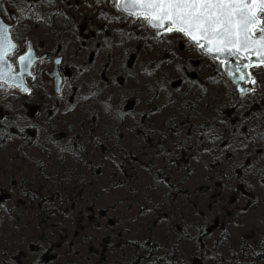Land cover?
Wrapping results in <instances>:
<instances>
[{
  "label": "rangeland",
  "instance_id": "374dc122",
  "mask_svg": "<svg viewBox=\"0 0 264 264\" xmlns=\"http://www.w3.org/2000/svg\"><path fill=\"white\" fill-rule=\"evenodd\" d=\"M21 3L0 0L8 22L25 17L14 28L21 47L12 60L28 40L48 57L33 67L31 94L0 87L1 114L25 130V137L13 126L0 135V264H28L30 246L52 241L60 244L58 264H97L109 234L112 254L103 264H140L131 242L147 228L163 264H198L200 235L210 250L205 264L250 263L264 244V124L252 119L258 106L250 103L263 90L264 70H252L256 94L239 98L230 83L206 81L213 67L200 66L191 47L179 50L176 35L161 43L111 0ZM57 56L70 74L60 95L46 74ZM198 66L196 85L179 94L184 69ZM234 107L238 115L251 111L242 125L248 134L238 128L239 137H255L251 144L235 138V149L219 155L195 124L212 118L222 139L233 137L226 111Z\"/></svg>",
  "mask_w": 264,
  "mask_h": 264
},
{
  "label": "snow or ice",
  "instance_id": "6c2138e0",
  "mask_svg": "<svg viewBox=\"0 0 264 264\" xmlns=\"http://www.w3.org/2000/svg\"><path fill=\"white\" fill-rule=\"evenodd\" d=\"M36 2L52 5L54 0ZM96 2L104 4L108 0ZM111 2L119 12L132 18L134 23L140 22L154 29L157 36L174 37L179 34L186 37L204 55H211L225 67L229 64L228 58H232L231 63L234 67L229 73L230 77L235 76L240 82L258 85L254 74L246 69L264 70V0H111ZM21 8H24V0ZM36 18L39 19V16ZM28 47L29 50L19 56V63L24 70L31 67L37 59L32 46L29 44ZM17 50L10 27L0 20V87L11 81L9 87L31 94V89L24 82L23 71H15L8 62V57ZM55 63L59 64L60 61L56 60ZM27 74L35 80L31 72ZM237 89L241 97L255 95L257 92L256 87L246 88L239 83ZM23 130L24 128L20 127V131ZM214 136L215 139H220L215 133ZM237 167L243 166L238 163ZM261 179H264V169L261 170Z\"/></svg>",
  "mask_w": 264,
  "mask_h": 264
},
{
  "label": "trees",
  "instance_id": "16d2710c",
  "mask_svg": "<svg viewBox=\"0 0 264 264\" xmlns=\"http://www.w3.org/2000/svg\"><path fill=\"white\" fill-rule=\"evenodd\" d=\"M0 16H2V15H0ZM2 17L5 18L4 16H2ZM124 17H126V16H124ZM126 18H129V17H126ZM24 19H25V17L23 15L18 14L17 19L14 23V28L18 23L22 22ZM14 28L12 29V35H13L14 40L17 42V48L19 50V47H21V44H20L18 36L16 35V33L14 31ZM83 29H84V27H83ZM167 37L168 36H158L154 39H157L161 43H164V41H166L165 39ZM176 37H177V39H176V45L175 46L179 50L184 49V51H185L186 48L191 47L199 55V59H200L199 65L200 66L205 65V66L213 67V70H214L213 72H207L204 74V79H206V81L212 83L213 87H217L219 85L216 82V80H214V79H220L225 84L230 83L229 80L226 78L225 73L223 72V70L221 68L220 62H217V61L205 56L199 48H197V47L193 46L191 43H189L185 37H182L179 34H177L175 36V38ZM18 50H17V52H18ZM200 66H198L196 69H192L193 72H191L189 69H184V71L182 72L181 78L178 80V84H180V85H178L179 87L177 89L179 90V89L183 88L184 85H186L187 87L184 90L178 91L179 94H184L185 92L190 91L191 87L196 85L195 82H193V80H195L194 79L195 77H196V79H198V73L196 71L198 69H200ZM72 73H73V71H72ZM67 76H70V74ZM188 78H190L192 80H190ZM228 86H229V92L231 91L230 95H234L237 97V94L235 93L234 88L231 86V84H228ZM259 86L261 87V90L263 89L261 91V94L258 97L252 99L250 102V103H252V105L258 106L257 107L258 110H257V112H254L255 115L253 116L252 119H256L257 122L264 124V84L263 85L259 84ZM205 88H207V90H208L209 86L207 84H205ZM207 90H205V91H207ZM168 93H173L171 87L169 88ZM239 102H240V99L238 98V103ZM148 106L153 108L150 111H152L154 113L155 112L160 113L159 106H154L151 104H148ZM239 110H240L239 108L237 109V107H234V109L230 111V113H231L230 115H229V111H226L227 116H228L227 117L228 122L233 127V137H229L227 139H222L223 136H220L218 133H216L215 126L212 125V123H213L212 118H208L205 116L204 120L201 122V124H195L198 127V134H199L200 141H202L203 143L209 144V145L216 146V151L218 152V154L219 153L226 154L227 150H225V149H229L232 151L235 149L233 139H235V138L240 139L241 142L246 141L248 143H250L248 141V139L254 140V137H255L254 135H252V136L247 135L248 137L247 136L242 137V135H243L242 133L248 134V132H246V128L242 125H243L245 120L251 119V118H249L251 111H244L242 114L243 117L241 119L242 115L237 114V112ZM150 111L145 112V116L148 115L150 113ZM219 114H221V111ZM7 115L5 114L4 115L5 117L3 116V118L0 119V135L6 136L8 133H10L11 127L13 126L12 132L14 134H16L17 136H24L25 137V130H23L21 132L20 128L16 127L17 124H15V126L11 125L12 120L8 119ZM185 115L186 114H184V116ZM190 117H187V118H189V123L191 120ZM5 121H7L6 125H4ZM217 121L219 123V120H217ZM172 122H173L172 125H177L179 123V121H177L176 118L173 119ZM195 125H192V126H195ZM238 128L242 132L240 134V137H239V133H238ZM214 133L216 135H219L220 139H218V140L215 139ZM261 136L262 135H260L258 137L259 140L261 139ZM23 139H25V138H23ZM263 146H264V144H263ZM175 148L179 149V153L181 152L180 156L182 158L185 157V155H184L185 146L183 143L180 144L179 142H175ZM219 155H221V154H219ZM238 185H239V187L246 188V186L244 185L243 182L239 181ZM243 194L249 195L246 191H244ZM116 219H118V218H116ZM116 219L114 221H112V225H114L113 223L116 221ZM124 239L127 243H129L126 240L127 239L126 234H125V237H123L122 233H119L118 234L119 242L122 243V240H124ZM110 240H111V236L109 234L104 239V242L101 244L102 245V251L99 254V259L97 261V264H103L104 262L107 261L109 254H112V250L110 249L112 246H107L108 244H111ZM134 241L135 242H131V243L133 244L132 246H133L135 252L139 255V258H141L140 264H143L145 261L147 262L148 260H151V264H163L164 259L161 256H159V254H158V246H157L156 242L153 241V232H152L151 228L150 229L147 228L145 235H143L140 238H137ZM38 245H40V244H38ZM38 245L30 246L29 253L32 255L33 258H32V261L27 262L28 264H58L59 257L57 255V251L59 250L60 244L52 241L46 247H42V246H38ZM197 246H198V256L196 257V259L194 261L198 264H205L207 259L209 258L208 253L210 252V250L206 249V245L204 244V238L202 235H200L197 238ZM145 251L149 252L148 256L142 254ZM107 252L109 254H106ZM73 254L78 255V253L76 251H74ZM262 260H264V244H262L259 253L254 254L253 260L250 261V263L248 262L247 264H260ZM131 264H137V263L133 262ZM239 264H243V263H239Z\"/></svg>",
  "mask_w": 264,
  "mask_h": 264
},
{
  "label": "water",
  "instance_id": "95a60500",
  "mask_svg": "<svg viewBox=\"0 0 264 264\" xmlns=\"http://www.w3.org/2000/svg\"><path fill=\"white\" fill-rule=\"evenodd\" d=\"M121 13H122V12H121ZM122 14H124V13H122ZM124 15H126V14H124ZM11 19H12V22L14 23V22L16 21V19H17V16H16L15 14H13V15L11 16ZM0 20H3V21H4V22L10 27V29H11V36H12V29H13V26H14L13 23H8V22H7L2 16H0ZM148 28L153 32V34H154L155 36H157V35H156V31H155L154 29H152V28H150V27H148ZM12 37H13V36H12ZM185 38H186V37H185ZM186 39H187V38H186ZM187 40H188L189 42L192 43V41H190L189 39H187ZM13 42H14L15 44H17L16 41L14 40V38H13ZM29 44L32 46V51H33L35 57H37V59L32 63L31 67H29V68H27L26 70H24V69H23V66L19 63V56L24 55V54L29 50V47H28ZM192 44H193V43H192ZM13 55H14V54H13ZM13 55L10 56V57H8V62L12 64V67H13V69H14L15 71H17V72L23 71V73H24V82H25V84L28 86L27 81H28L29 79H31L32 77L29 76L27 73H28V72H31V73H32L33 67L35 66L36 63H38V62H42V61L46 60V59H47V54H43V55H41V56H38L37 51H36V49H35V46H34L33 42H32L31 40H28L27 43H26V50H25L22 54L18 55V56L16 57V59H15L14 62H13V60H12ZM207 56L213 58L211 55H207ZM40 58H42V60H41ZM56 60H59L60 63H59V64H56V63H55ZM62 60H63V59H62L61 56L55 57L54 60H53V68H52V70H51L50 72H47V73H46L47 76L53 81V91H54V93H55L56 95H60V94H61V91H62L63 77H62L61 72H60V65L62 64ZM228 60H229V64H228L227 67H225V66L223 65V71L225 72L227 78L229 79L230 83H231L232 86L234 87V89H235L236 93L238 94V96H239L240 98H242L241 95H240V93H239V91H238V89H237V84L239 83L240 86H242V87H246V88L249 87V86H248V84L245 83V82H240V81H238L237 78H236L235 76L230 77L229 73H230V71L232 70V68L234 67V65L231 63L232 58H228ZM217 61H218V60H217ZM246 71H248V70L246 69ZM32 74H33V73H32ZM68 74H69V72H68ZM10 83H11V81L9 82V84H10ZM9 84H5L4 87L12 88V87H9ZM57 88H58L59 90H57ZM13 89L16 90V91L19 92V93L27 94V93L22 92V91H20V90H18V89H15V88H13ZM1 117H2V116H0V118H1Z\"/></svg>",
  "mask_w": 264,
  "mask_h": 264
},
{
  "label": "flooded vegetation",
  "instance_id": "af4514ba",
  "mask_svg": "<svg viewBox=\"0 0 264 264\" xmlns=\"http://www.w3.org/2000/svg\"><path fill=\"white\" fill-rule=\"evenodd\" d=\"M217 62H219V61H217ZM221 68H222V70H223V65H221ZM249 72H252V70H255V68H250V69H247ZM60 72H61V75H62V77H63V79L65 80V78H64V75L65 74H67L68 75V71H64L63 70V68L60 66ZM224 72V71H223ZM225 73V72H224ZM225 76H226V74H225ZM227 78V77H226ZM228 79V78H227ZM64 82V81H63ZM231 84V83H230ZM232 86V85H231ZM233 87V86H232ZM234 88V87H233ZM234 91H235V89H234ZM235 93H236V91H235ZM237 94V93H236ZM237 96H238V94H237ZM0 116H2L1 118H3V115L1 114V112H0Z\"/></svg>",
  "mask_w": 264,
  "mask_h": 264
}]
</instances>
